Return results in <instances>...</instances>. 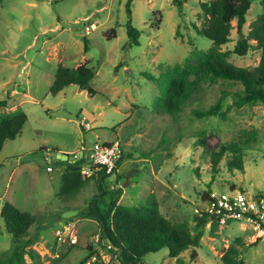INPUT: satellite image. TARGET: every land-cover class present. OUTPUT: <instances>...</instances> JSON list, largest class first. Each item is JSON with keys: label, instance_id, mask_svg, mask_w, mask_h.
I'll return each instance as SVG.
<instances>
[{"label": "rangeland", "instance_id": "obj_1", "mask_svg": "<svg viewBox=\"0 0 264 264\" xmlns=\"http://www.w3.org/2000/svg\"><path fill=\"white\" fill-rule=\"evenodd\" d=\"M201 1L186 0L179 10L171 0H132V24L140 30L138 44L128 40L126 0L0 2V98L8 101L0 107V119L19 111L27 115L20 133L6 139L0 150V207L10 201L35 216L23 236L32 238L23 255L27 264H75L88 252V244L102 261L121 264L114 247L99 238L97 220L80 216L98 192L94 178L74 194H59L61 172L68 163L54 158L56 149L76 155L83 150L87 157L94 141L118 138L123 158L107 179L110 188H122L118 202L138 204L152 193L163 215L172 221H187L192 232L193 207L201 201L203 190H224L233 184L251 195L264 196V104L232 105L235 91L242 90L240 81L206 78L176 111L161 106L166 86L163 73L176 63L184 64L188 57L194 62L198 52L212 45L211 39L195 29V24L205 23L199 14ZM251 1L244 31L262 10L260 0ZM232 24L231 39L221 49L232 48L236 42L235 19ZM111 27L116 35L107 37L105 32ZM259 57V50L250 49L244 55L232 53L228 60L252 66ZM85 60L94 71L89 81L93 92L75 83L50 92L59 63L72 67ZM143 70L157 78L148 79L141 74ZM223 92L219 109L224 118L194 113L214 103ZM57 108L72 117L49 114ZM82 117L90 128L80 123ZM221 143L235 146L243 168L230 166L234 155L230 149L212 167L211 152ZM108 197L99 198L101 208ZM201 228L194 257L191 249L172 254L156 240V248L144 247L143 261L224 264L220 256L234 243L244 264H264V235L251 245L261 230L247 221L204 223ZM58 229H66L61 239L56 236ZM12 244L0 216V257L11 252Z\"/></svg>", "mask_w": 264, "mask_h": 264}, {"label": "trees", "instance_id": "obj_2", "mask_svg": "<svg viewBox=\"0 0 264 264\" xmlns=\"http://www.w3.org/2000/svg\"><path fill=\"white\" fill-rule=\"evenodd\" d=\"M131 1L126 0L125 2L128 16L126 32L129 42L138 44L140 30L132 24ZM171 1L181 10L183 2L186 0ZM251 2V0H202L200 2L201 12L199 14L205 19V23L200 26L195 24V29L197 33L211 39L212 45L208 49L198 52L194 62L190 63L188 57L184 64L176 63L163 73L166 77V86L164 95L161 97V106L165 110L174 112L179 109L181 104L192 95L200 81L206 78L211 81L217 78L240 81L243 86L242 90L235 91L232 101V105L236 107L256 102L264 104V0H260L262 10L249 22L247 30L244 31L243 26ZM233 19H235L238 37L232 48L221 49V45L231 39L230 31L233 27ZM105 33L107 37L116 35L114 27ZM83 47L85 51L88 49L86 38H84ZM250 49H256L260 52L256 64L244 66L228 60L230 54L244 55ZM191 53L196 55L195 50H192ZM141 74L150 80L157 78L149 71L143 70ZM93 75V68L87 64V60L72 67L59 63L49 90L56 93L65 85L75 83L80 88H86L89 92H93L94 88L89 84ZM224 95L225 92L207 108L195 109L194 113L199 117L219 114L224 118V112L219 109ZM7 102L6 97L0 98V107H5ZM26 119L27 115L24 111L3 116L0 119V150L6 139H13L20 133ZM201 141L203 142V140ZM229 149L234 153L228 161L230 166L243 168L241 153L235 150V146L231 143H221L217 149L211 152L214 169L223 153ZM122 158L123 153L116 164L115 172ZM84 160H86L84 155L75 161L63 160L68 164L61 174L59 194H74L89 178H94L98 192L91 198L87 208L80 212V216H88L97 220L99 238L107 240L114 247L116 258L121 264H146L142 259L144 247L148 245L147 250L156 248L154 243L156 240H161L163 244L167 245L172 254L177 255L184 250L191 249L190 256H195V248L200 246V238L203 234L201 226L206 221L205 217L198 219L194 216L195 231L192 232L187 221H172L163 215L159 210L157 199L152 193L138 204H121L118 199L121 196L122 188L112 189L107 184V179L111 173H105L100 169L97 170L96 174L84 176L80 171ZM205 191H202L203 195ZM106 195L109 196L108 200L105 207L101 208L98 200L99 198L104 199ZM0 216L5 230L11 233L13 241L11 252L0 257V264H27L23 255L32 238L24 239L23 236L34 222V214L19 209L10 201H5L0 207ZM263 235L264 232L260 231L251 245L261 239ZM86 248L88 252L75 264H110L100 259L99 254L91 244H88ZM240 252L241 250L237 245L230 243L220 257L224 264H244ZM92 255L96 256L94 260H90Z\"/></svg>", "mask_w": 264, "mask_h": 264}, {"label": "built area", "instance_id": "obj_3", "mask_svg": "<svg viewBox=\"0 0 264 264\" xmlns=\"http://www.w3.org/2000/svg\"><path fill=\"white\" fill-rule=\"evenodd\" d=\"M85 31H89V26H84ZM85 118L80 119L84 127L90 128V124ZM89 153L86 160L81 164L80 171L84 176L96 174L97 170L113 174L119 161L123 149L118 138L94 141L89 146ZM83 151V150H82ZM50 169V166H47ZM201 201L193 207L194 216L198 219L205 217V224L210 226L213 222L226 224L229 220L237 219L247 221L255 229L264 232V196L261 194L251 195L247 190L240 187H230L219 190L208 188L205 194H200ZM70 223V222H69ZM66 229L56 230V236L61 239ZM70 241L75 239L70 237ZM92 255L90 260L96 258ZM89 262V261H88Z\"/></svg>", "mask_w": 264, "mask_h": 264}, {"label": "water", "instance_id": "obj_4", "mask_svg": "<svg viewBox=\"0 0 264 264\" xmlns=\"http://www.w3.org/2000/svg\"><path fill=\"white\" fill-rule=\"evenodd\" d=\"M49 113L51 115H55V116L72 117V113L65 111L62 108H57V109L51 110V111H49ZM53 154H54V158H58L61 160H67V161H75L78 157H81L83 155V151L80 150L78 152V154L76 155L74 153H68V152H64V151L54 150Z\"/></svg>", "mask_w": 264, "mask_h": 264}, {"label": "crops", "instance_id": "obj_5", "mask_svg": "<svg viewBox=\"0 0 264 264\" xmlns=\"http://www.w3.org/2000/svg\"><path fill=\"white\" fill-rule=\"evenodd\" d=\"M50 114V113H49ZM51 115V114H50ZM52 116H54V117H60V118H64L65 116H55V115H52ZM83 118V117H82ZM85 118V117H84ZM87 122V121H86ZM57 150V149H56ZM58 151H64V152H66L67 151V149H64V148H62L61 150H58ZM80 151V150H79ZM61 174H62V172H61ZM211 226V225H210Z\"/></svg>", "mask_w": 264, "mask_h": 264}]
</instances>
